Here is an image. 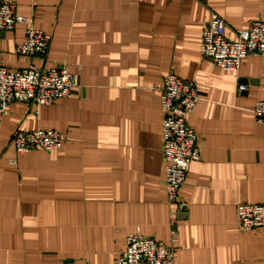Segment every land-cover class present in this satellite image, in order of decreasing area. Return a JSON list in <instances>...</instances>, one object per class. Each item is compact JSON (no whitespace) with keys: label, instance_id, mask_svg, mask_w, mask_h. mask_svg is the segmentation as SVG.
<instances>
[{"label":"crops","instance_id":"obj_1","mask_svg":"<svg viewBox=\"0 0 264 264\" xmlns=\"http://www.w3.org/2000/svg\"><path fill=\"white\" fill-rule=\"evenodd\" d=\"M13 1L53 38L46 56H19V22L1 34V62L65 66L76 86L52 104L19 101L0 113V264H116L138 230L174 245L178 264H264V227L241 231L236 216L240 203H264V123L252 111L264 100V55L237 71L201 55L207 19L220 15L235 38L264 19V0ZM171 72L202 96L189 116L201 159L174 204L161 149ZM37 128L68 140L18 154L14 133Z\"/></svg>","mask_w":264,"mask_h":264},{"label":"built area","instance_id":"obj_2","mask_svg":"<svg viewBox=\"0 0 264 264\" xmlns=\"http://www.w3.org/2000/svg\"><path fill=\"white\" fill-rule=\"evenodd\" d=\"M16 9L15 1L0 0V37L3 31L13 30L17 23L22 22L26 25V33L23 42L16 47L18 55L30 59L46 56L53 33L37 29L32 19L17 14ZM201 44L204 59L223 70L237 71L245 57L264 55V19H254L249 27L237 29L235 38H229L226 22L214 13L204 23ZM75 86L74 75L65 66L45 68L30 64L12 70L0 60V113L19 101L52 104L55 99L71 96ZM245 87L240 86V90ZM160 97L163 114L161 149L166 166L167 199L174 204L178 202L190 164L201 159L200 134L190 125L189 116L202 96L195 80H186L171 72L164 77ZM252 111L257 122L264 123V100L257 102ZM13 140L18 154L37 149L55 151L63 148L68 134L57 129H19ZM236 216L241 231L263 228L264 203H240L236 207ZM171 234L176 241V230ZM127 236V245L116 264H178L174 245L143 235L139 230Z\"/></svg>","mask_w":264,"mask_h":264}]
</instances>
